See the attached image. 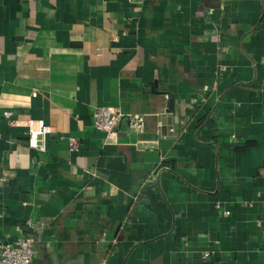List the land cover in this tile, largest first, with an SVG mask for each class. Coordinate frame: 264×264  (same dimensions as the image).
Listing matches in <instances>:
<instances>
[{"label": "crops", "instance_id": "obj_1", "mask_svg": "<svg viewBox=\"0 0 264 264\" xmlns=\"http://www.w3.org/2000/svg\"><path fill=\"white\" fill-rule=\"evenodd\" d=\"M28 234L33 264H264V0H0V244Z\"/></svg>", "mask_w": 264, "mask_h": 264}, {"label": "built area", "instance_id": "obj_2", "mask_svg": "<svg viewBox=\"0 0 264 264\" xmlns=\"http://www.w3.org/2000/svg\"><path fill=\"white\" fill-rule=\"evenodd\" d=\"M3 116L9 124L14 125L13 112L6 110ZM93 127L96 131L105 135L106 142L115 144L118 139L116 127L122 116V112L116 107H96L92 112ZM128 122L131 129L143 132L145 116L141 114H130ZM28 131V146L30 149L45 152L46 138L53 132V127L42 120L29 119L25 122ZM173 131V130H171ZM70 150H78L77 140L70 139ZM27 225L33 228L30 222ZM35 237L31 234L16 238L11 242L0 244V264H33L35 256Z\"/></svg>", "mask_w": 264, "mask_h": 264}]
</instances>
